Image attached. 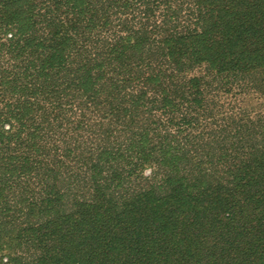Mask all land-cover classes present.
<instances>
[{"label": "rangeland", "instance_id": "rangeland-1", "mask_svg": "<svg viewBox=\"0 0 264 264\" xmlns=\"http://www.w3.org/2000/svg\"><path fill=\"white\" fill-rule=\"evenodd\" d=\"M8 1L0 264H127L150 247L166 264H264V72L181 57L209 0ZM150 216L164 241L110 240Z\"/></svg>", "mask_w": 264, "mask_h": 264}, {"label": "trees", "instance_id": "trees-1", "mask_svg": "<svg viewBox=\"0 0 264 264\" xmlns=\"http://www.w3.org/2000/svg\"><path fill=\"white\" fill-rule=\"evenodd\" d=\"M18 4L20 6L17 9H21L23 6L24 9H30L29 5H22L21 2ZM11 7L12 2L0 0V17L7 16L4 13L5 9H7V12L12 13L13 9L11 10ZM201 18L194 27L195 29L198 28V31L194 30L190 34L189 41L185 43L186 49L182 51L181 57L186 56L196 64H206L207 68L227 76L243 75L246 77L252 73L260 74L264 72V0H209L205 7H202ZM61 28L63 27L61 26ZM39 44L43 46V43ZM2 82H6V80ZM11 85L13 86V84ZM1 87L2 89L6 88L3 85ZM172 201L170 202V210L176 211L179 204ZM173 215L170 212L166 217L174 222L178 216L173 219ZM148 220L151 222L147 225L145 231L139 229L140 223L133 224L130 227L126 222L120 231L122 233H113L110 240L113 242L126 240L124 237L119 239V235L132 234L137 239H145L146 236L147 240L154 241L159 237V241H164L166 235L163 233L164 227L158 222L159 220L156 217L154 219V216H150ZM180 222L179 219L173 232H177L181 227L178 225ZM166 224L169 226L168 220H166ZM120 246L123 247L122 244ZM137 249L134 245L132 253H135ZM114 250L116 248H111V251ZM168 251L163 253L158 248L150 247L144 252H140L136 257H133L132 254L130 256L125 255V259L127 264H166L165 255ZM150 252L164 256L152 257L150 255L153 254H150ZM188 260L189 257L182 255L180 258L175 259L173 263L186 264L187 262V264H190ZM100 264L123 263H121L119 255L111 254L109 258H106Z\"/></svg>", "mask_w": 264, "mask_h": 264}]
</instances>
